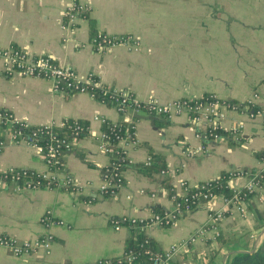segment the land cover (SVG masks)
I'll return each mask as SVG.
<instances>
[{
  "label": "crops",
  "instance_id": "0c3cea01",
  "mask_svg": "<svg viewBox=\"0 0 264 264\" xmlns=\"http://www.w3.org/2000/svg\"><path fill=\"white\" fill-rule=\"evenodd\" d=\"M75 30L62 29L73 0H0V47L16 46L33 56L50 55L56 64L73 68L80 82L93 75L110 89L124 91L138 101L164 104L180 98L215 94L242 104L255 93L264 113V0H75ZM97 32L129 34L138 39L137 51L115 47L96 51L90 45ZM0 111L37 127L79 121L86 133L60 157L58 181L71 179L73 188H26L0 183V236L33 241L51 236L48 250L39 248L15 256L0 247V264H94L98 259L123 255L127 243L143 234L160 251L179 245L169 264H227L239 252H251L264 237V183L243 202L246 215L226 214L214 238L207 215L224 208L213 197L191 211L176 213L173 226L134 230L118 221L149 220L159 211L173 213L172 189L179 182L190 187L211 181L223 172L244 175L227 182L242 190L248 175L264 170L262 120L225 110L219 120L224 138L207 145L196 135L205 125L185 115L165 118L144 111L119 112L87 93L55 91L46 79L24 78L0 62ZM104 119L135 126L136 146L127 150L123 185L108 195L100 192L109 157L98 150ZM237 122L243 128L228 130ZM0 170L36 173L48 167L34 145L15 142L0 121ZM155 155L164 174H145L139 167ZM170 188V189H169ZM53 224L41 223L44 215ZM62 221L64 225L54 222Z\"/></svg>",
  "mask_w": 264,
  "mask_h": 264
},
{
  "label": "built area",
  "instance_id": "2783aa9c",
  "mask_svg": "<svg viewBox=\"0 0 264 264\" xmlns=\"http://www.w3.org/2000/svg\"><path fill=\"white\" fill-rule=\"evenodd\" d=\"M85 8L79 5L75 0L69 10L65 13L62 29L64 31L75 30V21L77 20V13L84 12ZM90 45L96 51H105L115 47H127L131 50L137 51L140 43L137 38L129 34L110 35L107 33L97 32L90 39ZM0 62H4L12 72L24 78H38L46 79L53 83L55 91L61 92H80L87 93L91 97L101 101L104 104H111L119 112L139 110L144 111L151 116H161L170 118L172 116L185 115L189 122L194 125H205L203 131H198L196 137L201 140H209L210 143L217 142L224 138L219 132L222 131L219 120L224 118L225 110L239 111L248 117V120L253 121L257 118L262 120L264 126V113L255 105L257 94H253L250 99L242 104H231V102L219 98L215 94H207L198 98H180L167 103H160L156 99H147L145 101H138L131 95L124 91L110 89L102 86L98 80L94 79L93 75H88L87 78L80 82L76 71L71 67H62L55 63L50 55L33 56L25 49L8 46L0 47ZM100 88L99 94H107L106 98L98 99L94 94L93 89ZM101 123L106 124L104 119L95 118ZM0 121L8 125L11 130L15 142L25 140V142L34 145L38 152L42 155L48 171L44 173H36L24 169L9 168L0 170V183H12L26 188H34L45 186L47 188H73V182L67 178L58 181L55 172L61 169L60 157L64 152H67L72 147V142L78 139L80 133H86L87 127L79 121H65L59 124L64 127L66 122L72 125V136L70 139L65 140L57 138L52 129L55 127L53 123L37 127H29L27 124L16 120L12 115L7 112L0 111ZM242 122L235 123L229 130V134H235L243 128ZM120 124H111L109 133L102 131L100 133V143L98 150L109 157V175H112L114 181H110L105 177L104 183L100 186V192L103 194L114 193L117 189L122 187L123 178L121 175V165L128 163L127 150L129 146H136L137 141L135 137V126L126 125L123 133H120ZM21 129H29V133L24 136ZM47 144L45 147L39 144V141L45 140ZM3 143L0 142V154L3 151ZM198 151L208 152L207 146L202 144L198 147ZM114 156V157H113ZM264 162V151L261 153V158ZM151 158L148 157L145 164H150ZM162 174L165 171H161ZM233 177L244 175L242 171L232 170L229 171ZM264 177V170L260 173H252L248 175V183L244 187V192L241 190H234V194L229 199H224V208L214 213L207 215V221L211 224V229L214 232V238L220 236L219 223L226 214L236 212L241 218H244L246 211L243 205L246 199L245 193L253 195L256 189L260 188V178ZM206 181L198 184L195 187H190L187 182L181 181L178 185V191L173 188V195L171 199L174 204L173 213L153 214L149 220H141L136 218L118 221L115 229H119L120 223L126 224L134 230H144L153 226L169 227L173 226L176 221V213L180 211H190L201 204H206L213 196L208 188H205L211 182ZM205 188V192L202 190ZM196 190L195 193H191ZM183 198L184 203H188L191 199L194 203L192 205H185L182 207L180 203L175 202V198ZM41 223L45 227L53 224L52 219L47 214L41 218ZM59 225H64L62 221L54 222ZM51 236H46L42 239L33 241H18L16 239L0 236V247L10 250L13 255L20 256L30 251L44 248L48 250L51 244ZM179 249V245H173L164 251L150 255V264H169L174 255ZM134 254L131 251L123 253L122 256L116 258L98 259L94 264H120L122 262L131 263L134 260Z\"/></svg>",
  "mask_w": 264,
  "mask_h": 264
},
{
  "label": "trees",
  "instance_id": "16d2710c",
  "mask_svg": "<svg viewBox=\"0 0 264 264\" xmlns=\"http://www.w3.org/2000/svg\"><path fill=\"white\" fill-rule=\"evenodd\" d=\"M94 79L97 80L95 77H94ZM93 91H94V94L96 95V98H98V99L104 100L108 94V93L107 94L103 93L102 95L99 94L100 88H94ZM72 92H74V91H71L69 93H72ZM231 104L236 105V103H234V102H231ZM107 105L111 106V104H109V103H107ZM120 125L122 126L120 129V133H123L124 128H125V124H120ZM71 127H72V125L70 124V122H66L65 126L60 128V129H56L54 127L52 129V133L57 138L68 140L72 136ZM110 127H111V123L106 122V124H103V131L106 133H109ZM21 131H22V134L24 136H26L29 133V129H21ZM219 133L222 136L226 135L224 131H220ZM84 134L85 133H80L78 135V138L82 137ZM202 143L207 146L210 144V141L204 140V141H202ZM39 144L41 146L45 147L47 144L46 139L43 141H39ZM258 156L261 158V154ZM150 158H151V163L141 165L139 167V170L142 171L143 173L149 174V175L156 174V173H159L160 171H162L164 166H163V162H162L161 158L158 156H155V155H151ZM128 165H129L128 163L125 165L123 164L120 166V169L124 170V168H126ZM104 176L106 178H108L110 181H114V178L112 177V175H109V171H106ZM231 178H233L232 174H230L229 172H227V173L223 172L218 176V179L211 182L205 188H208V191L213 196L222 197L223 199H229L234 194V190L231 189L227 184V182ZM259 182L262 185L264 183V177L260 178ZM205 188L202 190V192H205ZM241 191L244 192V189H242ZM195 192H196V190H193L191 193H195ZM108 194H110V193H106V195H108ZM172 195H173V192H171V196ZM250 196H251L250 194L245 193L246 198H248ZM188 200H189L188 203H184L183 198H180V197L175 198V202L180 203V205L182 207H184L186 204L192 205L191 203H194V201H192L191 199H188ZM190 207L192 210L195 209V207L194 208L192 206H190ZM162 213H164V212L163 211L157 212V214H162ZM218 238H217V240H218ZM129 251H131V253L134 254V256H135L134 260L131 263L122 262L120 264H150V260H149L150 255L160 252V250L157 248L154 241H152L150 238L144 236L141 233L136 234L135 237L133 238V240H131L130 242L127 243V246L125 248L124 253H127ZM227 264H264V237L261 240V242L255 247L254 250H252L251 252H239V253L234 254Z\"/></svg>",
  "mask_w": 264,
  "mask_h": 264
},
{
  "label": "water",
  "instance_id": "95a60500",
  "mask_svg": "<svg viewBox=\"0 0 264 264\" xmlns=\"http://www.w3.org/2000/svg\"><path fill=\"white\" fill-rule=\"evenodd\" d=\"M230 102V101H229ZM155 119V117L154 116H150L149 117V120H154Z\"/></svg>",
  "mask_w": 264,
  "mask_h": 264
}]
</instances>
